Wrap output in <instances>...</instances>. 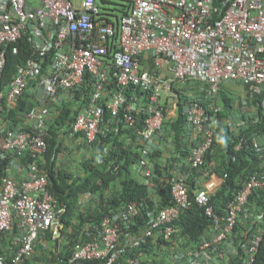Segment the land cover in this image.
I'll use <instances>...</instances> for the list:
<instances>
[{
  "label": "built area",
  "instance_id": "built-area-1",
  "mask_svg": "<svg viewBox=\"0 0 264 264\" xmlns=\"http://www.w3.org/2000/svg\"><path fill=\"white\" fill-rule=\"evenodd\" d=\"M116 1L123 2L121 16L108 8L111 0H0V115L16 106L32 84L39 102L27 118L30 130L0 127V154L11 155L0 188V232L20 231L15 254L9 259L0 256V264H24L33 256L41 235L48 230L59 235L63 228L66 207L50 192L48 176L38 165L47 150L50 106L62 99L63 92L73 97L89 85L91 100L73 124V134H82L87 142L96 140L103 123L114 124L117 130L136 129L143 155L140 168L147 181L154 172L149 156L162 147L158 139L169 115L177 116L183 93L191 97L183 111L197 141L183 162L190 171L206 164L223 129L217 115L223 84L248 83L254 93L263 95L264 102V0ZM25 36L32 42L34 57L10 82L2 83L6 48ZM19 50L12 46L13 54ZM189 83L201 84L200 100L194 99L196 91L183 90ZM252 108L247 126L258 104ZM106 109L111 113L107 121ZM243 147L240 141L235 149ZM254 147L262 154V170L246 178L225 215L212 204L214 183L200 188L196 182L191 198V172L177 174L170 180L173 204L149 211L145 229L132 233L140 208L136 202L129 203L104 217L91 240L75 243L71 261L115 264L130 248L141 247L158 232L172 240L181 214L194 204L212 221L211 237L200 250L209 254L221 244L227 249L239 221L249 216L251 195L264 189V135L254 139ZM27 152L31 155L24 165L27 177L17 181L8 173ZM260 240L261 233L249 245L247 264L254 261ZM197 251L190 249L176 257L198 264Z\"/></svg>",
  "mask_w": 264,
  "mask_h": 264
},
{
  "label": "trees",
  "instance_id": "trees-1",
  "mask_svg": "<svg viewBox=\"0 0 264 264\" xmlns=\"http://www.w3.org/2000/svg\"><path fill=\"white\" fill-rule=\"evenodd\" d=\"M13 45L19 47V54H13ZM6 50L7 65L1 78L2 83L10 82L19 68L34 57L32 42L28 36H25L18 43L8 45ZM32 85L19 98L16 106L6 109L0 115V127L6 125L12 130L31 129L27 123V118L30 111L39 104L35 93L32 91ZM181 96L177 117L171 122H168L169 120L165 122V126L169 125L167 136L162 133L158 140L165 141L167 140L166 137L172 138L176 144L174 154H182L185 159L190 150L183 142L184 136L188 133L187 118L184 115L183 106L191 97L184 93ZM221 96L223 104L229 107V98L224 89L221 90ZM194 99L200 100V94L196 93ZM90 100L89 85L85 84L82 92H76L70 102H63L60 106L52 103L50 106L52 111L55 107L56 115L54 114L52 117L50 115L47 120V150L39 158L38 165L48 176L50 192L61 206L66 207V212L61 217L63 225L61 233L65 243L58 250L60 252L51 253L50 264H94L86 260L71 261L72 247L77 242L91 240L100 228L104 217L124 209L129 203L136 202L140 208V212L132 224L131 231L134 234L146 228L149 211L158 212L173 204L170 180L177 175L179 168H177L176 162L179 160L181 162L182 158L175 156L168 167L167 164L162 165V162H160L161 164L158 162L163 147L155 148L149 156V163L154 170L150 181L154 186L160 187L159 196L155 198L151 192V182H144L138 178L141 175L144 178L145 176L140 168L143 155L138 144L136 129L119 128L117 130L114 128V124L103 123L102 131L92 143L82 138V134H73V124L76 117L82 107ZM72 101H75L78 107H74ZM248 101L251 106L258 104L256 115L250 117L248 126L241 128L239 133H234L230 127L222 129L212 149L207 154L206 164L202 168L193 169L191 172L192 177H194L200 173V170L209 169L211 174L215 173L224 179L221 187L212 196V204L216 211L222 215L226 214L228 203L242 188L246 178L250 174L262 170L263 157L254 147V139L264 135L263 95L255 93L253 96L250 94ZM217 115L220 118L225 114L219 111ZM110 117L111 113L106 109L105 121ZM246 120H249V117ZM64 135L65 137L69 135L81 137L84 142L83 148L89 145L94 148L91 157L82 160L78 167L82 173L74 172V169L66 168L63 165L60 156L64 149ZM240 141H243L244 147L241 150H236L235 146ZM184 146L185 148L182 150ZM10 157L11 155L3 156L0 154V188L2 178L7 175ZM19 159L20 163L26 165L31 161V155L27 152ZM185 168L189 170L188 167ZM194 184L192 181L191 198H194ZM90 196L95 198V202L92 204V208L87 207L84 211L81 205ZM248 213V218L239 221L236 226L235 234L231 237L234 250L225 256V260H222L224 264H247L248 247L259 233H261V240L254 261L249 264H264V189L253 192L249 199ZM243 221L245 222L243 223ZM178 226L179 229L172 240H165L158 232V236L149 238L148 242L141 247L130 248L115 264H166L163 259L157 260L156 257L160 255L158 251L164 252V249L176 247L179 252L176 251L174 258L177 262L184 263L187 260L178 259L177 254L187 252L190 249H197V252H201L200 246L205 239L209 238L208 231L212 226V221L205 215L202 207L194 204L191 209L181 214ZM55 235L51 230L43 234L49 242L54 241L55 244H58L61 237L57 238ZM223 247L226 248V246ZM223 247L221 244L211 248L209 250L210 256L215 255L219 249L223 251ZM185 263L188 264V262ZM24 264H29V259Z\"/></svg>",
  "mask_w": 264,
  "mask_h": 264
},
{
  "label": "crops",
  "instance_id": "crops-1",
  "mask_svg": "<svg viewBox=\"0 0 264 264\" xmlns=\"http://www.w3.org/2000/svg\"><path fill=\"white\" fill-rule=\"evenodd\" d=\"M62 99H68V100H73V97L71 96L70 93L68 92H63L62 93ZM176 114L175 113H171L169 115V121L171 122L173 121L174 118H176ZM167 128V133H168V129H169V125L164 126L163 132L166 131ZM165 135L167 136V134L165 133ZM195 132L194 130L188 126V133L186 134V136H184L183 142L186 143L185 146H187L189 148V150L193 147V145H195L197 143V141L195 140ZM65 137V136H64ZM165 142H167V140L163 141L162 143L163 145L165 144ZM83 139L81 137H76V136H67V139L65 137L64 140V149H63V153L61 154V160L63 161V165L66 168L69 169H73L72 167H78L80 166V161L78 163H75V161H73L74 159H78V154L84 153L87 149L83 148ZM172 144V149L175 147V143H171ZM185 146L182 148V150H184ZM73 151V152H72ZM177 158H182V161L180 162V160L178 162H176L177 164V168H179L178 171V175H186L188 174V169H184L185 166H183V162H184V156H182V154H174V157ZM73 165V166H72ZM187 167V166H186ZM193 169H191L190 172H192ZM79 173H82L79 170ZM11 177H13L15 180L17 181H22L23 179H25L27 177V169L25 168L24 165H22V163H19L18 166H15L13 168H11V170L8 173ZM192 173H190V178L192 181H194L195 184L199 183L198 187H204L208 184L214 183V188H212V196L214 195V193L221 187L224 179L222 177H219L217 174L212 173L210 177H208L207 172L206 171H201L200 173L197 174L196 176L192 177ZM191 181V182H192ZM197 182V183H196ZM194 184V185H195ZM152 185L151 187V192L153 193L155 198H158V192L160 191V187L154 186V184H150ZM20 231L16 230L14 233L10 232H0V256L6 259L11 258L16 250H17V245H16V238L19 235ZM57 238L61 237L59 239L58 244H62L61 248L63 247V244L65 243V239L62 236V233H60L59 235H55ZM208 236L209 238L211 237V230L208 231ZM45 236L41 235V237L39 238L38 242L35 245V254L33 257V260L30 258L29 259V264H38L39 262H44V257L42 256V252L45 254L48 253V250H51L53 247V244H55L54 241L49 242L46 238H44ZM208 239V238H207ZM206 240V239H205ZM204 240V241H205ZM225 245H222V247ZM224 248V247H223ZM231 248V250L229 249ZM45 249H48L45 251ZM225 250H228V252H231L232 250H234L233 246L230 245L227 249H223L219 251H217L215 253V255H209L208 251L204 250L201 252H198L196 255V263L198 262V264H224L222 260H225L227 256L225 254ZM52 251H56L55 249H53ZM60 252V251H57ZM49 254V253H48ZM42 256V257H41ZM173 259V263L174 264H181V261L177 262L174 258V255L172 256ZM187 262V261H185ZM182 263V264H186V263ZM43 264H49V260L46 259V263L44 262ZM189 264V263H188Z\"/></svg>",
  "mask_w": 264,
  "mask_h": 264
},
{
  "label": "rangeland",
  "instance_id": "rangeland-1",
  "mask_svg": "<svg viewBox=\"0 0 264 264\" xmlns=\"http://www.w3.org/2000/svg\"><path fill=\"white\" fill-rule=\"evenodd\" d=\"M121 5H123V2L111 0V3L109 4L108 8L114 10L115 15L121 16V13L119 12L122 9ZM200 86H201L200 83H189L183 87V90L187 93H193L194 91H196V93L200 94ZM222 89H224V91L227 93L230 106L228 107V106H225L223 104L221 91H220L217 103H218V106L220 108V111L223 114H225L222 117H220L221 125H222L223 129L230 127L234 131V133H239L241 128H244L245 126H247V122L245 120L247 117H249V114L252 112V109H253L252 106L249 104V101H248V97L250 94L253 96L255 95V93L253 91V87L248 83H244V82H240V81H227L222 86L221 90ZM63 102H70V100L68 101L67 99H60V100H57L54 103V105L57 104L58 106H60V105H62L61 103H63ZM72 103H74V107H78L75 104V101H72ZM54 108H53V111L51 113V117L54 114L56 115V113H55L56 111H54L55 110ZM244 116L246 117L245 119H244ZM165 129H166V131L163 132L164 134L167 133V128H165ZM166 138H167V142H165L164 145L162 144V147H163L162 148V154H161V157L158 159V162L159 163L162 162L163 163L162 165L167 164V166L169 167L170 162L174 158L175 147L172 149V144L169 143V142H171L174 144L173 139L168 138V137H166ZM66 139H67V137H66ZM64 140H65V138H64ZM85 149H87V150L84 153L78 154V159L73 160V161H75V163H78L80 160H81L80 161V163H81L82 160H84L85 158L91 157L93 150H94L92 145L86 146ZM78 167L73 166L72 167L74 169L73 171L79 172ZM205 171L207 172L208 177H210L211 176L210 170L207 169ZM138 178L141 181H144V182L147 181L142 175L138 176ZM151 184H152V182H151ZM94 199L95 198H93L92 196H90L89 198H86L85 202H83V204L81 205L82 209L85 211L87 207H91L92 204H94V202H95ZM244 222L245 221H243V223ZM61 246H62L61 243L60 244H53V247L51 250L45 249V251L48 250L49 254L48 253L45 254V252L44 253L42 252V256L44 257L43 261L46 263V259H48L49 264H50L51 263L50 260L52 258L51 253L57 252L59 249H61ZM53 249H55L56 251H52ZM163 249L164 248H162V250ZM164 250H163L164 252H161L160 250L158 251L160 255H158L156 257L157 260L160 261L163 259L166 261V264H173L172 256L176 253V251L179 252V249L176 247V248H172V249L167 248ZM230 250H231V248H230ZM34 254H35V251H34ZM34 254L31 257L32 260H33ZM44 262H39L38 264H43Z\"/></svg>",
  "mask_w": 264,
  "mask_h": 264
}]
</instances>
